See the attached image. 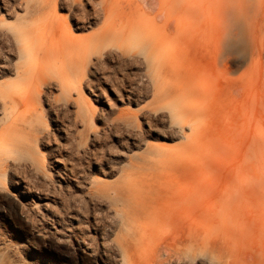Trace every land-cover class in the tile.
I'll use <instances>...</instances> for the list:
<instances>
[{
  "label": "rangeland",
  "instance_id": "1",
  "mask_svg": "<svg viewBox=\"0 0 264 264\" xmlns=\"http://www.w3.org/2000/svg\"><path fill=\"white\" fill-rule=\"evenodd\" d=\"M0 264H264V0H0Z\"/></svg>",
  "mask_w": 264,
  "mask_h": 264
},
{
  "label": "bare ground",
  "instance_id": "2",
  "mask_svg": "<svg viewBox=\"0 0 264 264\" xmlns=\"http://www.w3.org/2000/svg\"><path fill=\"white\" fill-rule=\"evenodd\" d=\"M33 9H35V11H41L42 8H41V4H36L34 5ZM133 49H137L139 48L141 51L144 49L143 48V45H142V42H140V40H137L136 42L133 43V45L131 46ZM142 48V49H141ZM49 84V83H48Z\"/></svg>",
  "mask_w": 264,
  "mask_h": 264
}]
</instances>
